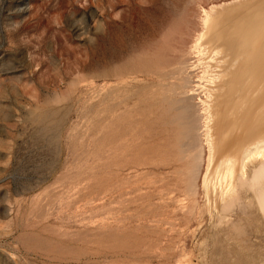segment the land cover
Here are the masks:
<instances>
[{"label": "rangeland", "instance_id": "374dc122", "mask_svg": "<svg viewBox=\"0 0 264 264\" xmlns=\"http://www.w3.org/2000/svg\"><path fill=\"white\" fill-rule=\"evenodd\" d=\"M235 1L0 0V264H264L254 197L203 213L195 136H180L193 105L145 112L146 72L176 66L197 6Z\"/></svg>", "mask_w": 264, "mask_h": 264}, {"label": "bare ground", "instance_id": "6f19581e", "mask_svg": "<svg viewBox=\"0 0 264 264\" xmlns=\"http://www.w3.org/2000/svg\"><path fill=\"white\" fill-rule=\"evenodd\" d=\"M233 1H235V0H233ZM235 2H237V3L227 5V6H223V7H221V4L219 5L220 7L219 6H211L207 10L205 8H201L198 5L197 10L195 11L196 12V23L194 22L196 25V33H195V36L193 39H188V41L191 40L190 44H188V45H190V46H188L189 49H187L188 47L186 48L187 51L182 56V58L179 56V59L181 58L180 59L181 62L177 58L178 62H176V66H174L172 68L170 73L165 74L167 76H165L163 74L162 69L159 70L157 73L153 72V69L148 70L146 72V74L148 75V77L146 79V83H148L149 84L148 86H150L149 87L150 89H148L149 92H148V95L146 98L147 107H145V108L147 110L148 109H150V110H152V109L156 110L157 109L159 117H161L163 108H168V111H169V110H172L174 105L182 104L181 107L184 108L188 113V110H189L188 108H190L193 105V107H191V108H194V113H193V115H192V113H189V114H191V117L195 116V118L193 120H191L190 119L191 117H188V115L185 114V116H187V117L184 116L185 120L181 125L182 130H180L182 132L181 133L179 132V133L181 134L180 136H182L184 138V140L188 139V138L190 139V138L195 136L196 144L194 145V142H193V146L195 147L194 149L196 151V157L197 158L195 159L196 161L195 160L193 161V164H194V162H196V164H197V170H195V169L194 170L196 171V173H198V183H199L198 188L202 189L203 195H204L203 213L208 217V219H215V220L222 219V216H221L222 213L230 210V208L234 205V203L239 200V194L241 192L250 194L252 197H254L256 199L254 201H257V204H258L260 210L263 211V217H264V0H239V1L236 0ZM231 3H233V2L231 1ZM226 4H228V3H226ZM195 8L196 7H194L193 10ZM188 23H190V22H188ZM193 35H194V32H193ZM190 38H192V35ZM158 46H159V44H158ZM158 51H160V50H158ZM151 62H152L151 60H148V62H147L148 65L152 64ZM159 64H162V63H159ZM167 64H169V63H167ZM168 75H169V77L172 76L174 78L177 76V78L180 80L181 83H178L177 85H168V86L165 85V87H167V88L164 91V88H163L164 83L163 82L166 80V77H168ZM179 75H181L182 77ZM154 76H156V78L158 79V82L154 81V80H156ZM153 88L155 90H153ZM140 90H142V89H140ZM148 90H146V91H148ZM143 93H145V92H143ZM130 96H131V94H130ZM142 96H144V95H142ZM176 96H178V97H176ZM190 104H191V106H190ZM141 110H142V108H141ZM173 110H175V108H173ZM129 111H131V110L129 109ZM143 111H145V109ZM191 111H192V109H191ZM145 112H149V110L145 111ZM182 112L186 113L185 111H182ZM138 113H140V112H138ZM180 113L181 112H179V114ZM182 114H180V115H182ZM149 115H150V113H149ZM155 116H157V115H155ZM127 117H126V119H127ZM174 117L172 116V118H174ZM123 122H126V121L123 120L122 123ZM134 123H136V122H134ZM161 123H162V121H161ZM167 123H169V122H167ZM176 123H178V122L176 121ZM152 124H150V125H152ZM140 125H142V124H140ZM127 126H125V127H127ZM177 126H179V125H177ZM118 127H113V129L118 128ZM129 127H131V126H129ZM137 129H135V130H137ZM165 129H166V127H165ZM170 129L171 128H169V130ZM175 129L178 130V128H176V127H175ZM114 130H116V129H114ZM150 130H152V129H150ZM154 131H155V129H154ZM174 131H176V130H174ZM112 132H115V131H112ZM117 132H118V130H117ZM144 132H145V130H144ZM156 132H158V131H156ZM135 133H134V135H136ZM173 133L175 134L177 132H173ZM173 133H171V134H173ZM130 134H131V131H130ZM142 134L140 135L141 137H142ZM148 134H146V135H148ZM176 135H173V136H176ZM113 136H115V135H113ZM140 136H138V137H140ZM138 137L136 136L134 138H138ZM145 137H147V136H145ZM176 137H178V136H176ZM117 138H120V136ZM117 138H115V139H117ZM129 138L127 140H129ZM122 139L124 141V138H122ZM147 140H148V138H147ZM149 140H151V139H149ZM178 140H179V138H178ZM193 141H194V139H193ZM131 142H132V139L130 142H127V143L130 144ZM164 142L165 141H163V143ZM112 143L114 144V143H116V141L112 142ZM140 143H141V141H140ZM184 143H185V141H184ZM113 144H112V146H113ZM136 144L139 145L137 142H136ZM155 144H156V142H155ZM175 144H173V146ZM120 145L122 146V144H120ZM127 146H126V148H127ZM134 146L135 145L130 146V148L131 147L133 148ZM156 146H157V144H156ZM184 146H185L184 150L180 147L179 148L182 149V152L184 151V153H189L191 151V144L190 143H188L186 145L184 144ZM122 147L124 148L125 146H122ZM140 147H142V146L140 145ZM160 147H162V145H160ZM165 147H167V146H165ZM165 147H162V148H165ZM182 147H183V145H182ZM117 149L119 150V148H117ZM180 149H178V150H180ZM126 151H129V148ZM169 151H171V150H169ZM159 153H155V154H159ZM178 154L179 153H177V156H178ZM136 155H138V154H136ZM161 155L163 157L162 153H161ZM161 155H160V157H161ZM190 156H192V155H190ZM127 157H130V156H126L125 159ZM173 157H174V155H173ZM175 157H176V155H175ZM181 157H183V156H181ZM142 158H143V156H142ZM122 159H124V158H122ZM145 159H147V158H145ZM178 159L179 158H177L176 160H178ZM130 160H132V159H130ZM150 160H151V158H150ZM163 160H164V157H163ZM119 161H120V159H119ZM147 161L149 162L148 159H147ZM122 162H124V161H122ZM144 162H145V160H144ZM157 162L159 164V161H157ZM164 162H166V161L164 160ZM137 163H140V162H137ZM141 163H143V162H141ZM149 164H151V163H149ZM185 164H187V163H185ZM128 165H129V163H128ZM131 165H134V163L133 164L131 163ZM157 165H156V167H157ZM152 166H153V164H152ZM179 166H178V168L181 167V166L180 167ZM191 166L193 167L192 164H191ZM125 168H126V166H125ZM182 168H183V166H182ZM194 168H195V165H194ZM186 169H188V168H186ZM189 169L192 170V168H189ZM121 170H123V169H121ZM176 170L177 169H175V171ZM191 170H189V173ZM185 171H187V170H185ZM178 172H180V171H178ZM159 173H160V171H159ZM191 174H192V176L196 177V175L194 173H191ZM142 175H144V174H142ZM142 175L140 173V175H137V176H142ZM147 176H150V175H147ZM173 176H175V175H173ZM179 177H180V175H179ZM195 177H194V179H195ZM136 178H138V177H136ZM162 178H163V176H162ZM162 178H160V180ZM138 179H140V177ZM142 179H144V178L142 177ZM155 179L153 178V180H155ZM176 179H177V177H176ZM189 179L194 180L193 178H189ZM189 179H186V180H189ZM147 180H149V179H147ZM163 180H164V178H163ZM190 181H188V182L190 183ZM161 182H159V183H161ZM146 184H147V182H146ZM151 184H153V183H151ZM138 185H140V183ZM138 185H135V186H138ZM192 186H193V183H192ZM171 187H173V186H171ZM189 187H191V186L189 185L187 188H189ZM150 189H152V188H150ZM138 190H136V191H138ZM189 190L191 191V189H189ZM192 191H193V188H192ZM161 193H162V191H161ZM187 193H190V192H187ZM192 194H190V195H192ZM163 195H164V193H163ZM157 196H159V195H157ZM160 196H162V195H160ZM152 197H154V196H152ZM185 197H188V194ZM191 197H193V195ZM199 199H201V198H199ZM251 199H253V198H251ZM173 203H174V201H173ZM169 204H171V203H169ZM239 204H241V203H239ZM250 207H252V206L250 205ZM194 209H195V207H194ZM254 209L257 210V208H254ZM183 210H180V211H183ZM173 212H172V214H173ZM182 213L185 214V212H182ZM193 214H196V213L193 212ZM257 214L259 216V213H257ZM195 216H193V217H195ZM185 217H187V216H185ZM188 221H190V220H188ZM233 224H234V222H233ZM187 225H189V224H187ZM239 226H241V225H239ZM233 227H236V226H233ZM255 227H257V226H255ZM188 228H190V227H188ZM239 232H240V229H239Z\"/></svg>", "mask_w": 264, "mask_h": 264}]
</instances>
